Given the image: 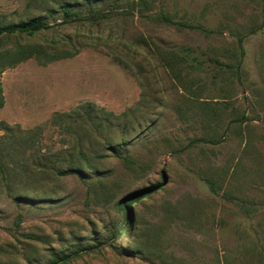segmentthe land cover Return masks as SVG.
Returning <instances> with one entry per match:
<instances>
[{
	"label": "rangeland",
	"instance_id": "rangeland-1",
	"mask_svg": "<svg viewBox=\"0 0 264 264\" xmlns=\"http://www.w3.org/2000/svg\"><path fill=\"white\" fill-rule=\"evenodd\" d=\"M66 1L106 17L60 24ZM105 2L0 0V25L57 23L0 48L78 51L1 76L0 121L45 130L33 149L16 139L1 152L12 196L0 183V264L72 253L63 264H264V0ZM182 48L227 66L198 68ZM86 102L111 122L94 130L71 115L66 128L49 124ZM44 159L82 174L59 178ZM30 164L36 174L21 171Z\"/></svg>",
	"mask_w": 264,
	"mask_h": 264
},
{
	"label": "trees",
	"instance_id": "trees-1",
	"mask_svg": "<svg viewBox=\"0 0 264 264\" xmlns=\"http://www.w3.org/2000/svg\"><path fill=\"white\" fill-rule=\"evenodd\" d=\"M58 0H54L56 3ZM90 7H93L98 4L99 1H103L106 3V0H84ZM79 6V3H72L69 1L63 2L59 5L58 11H60L63 15V19L60 24L72 23V22H99L103 18L106 17L105 14L101 13H90L87 15H82L79 13L76 8ZM53 15V14H52ZM166 22H171V19L167 16L162 17ZM57 23H49L45 17H36L31 18L26 21H21L18 23L12 24H3L0 25V47L2 43L6 40L17 38V37H33L35 34L40 33L42 31H48L54 27ZM199 28V27H194ZM243 38L240 37L239 48L240 52L243 55ZM181 52L186 55V57L198 68H202L204 66L212 65V66H227L224 63L220 62L219 60L208 56L207 54L203 53L204 58H200L198 55L195 54V50L191 48H182ZM78 55V51H56V50H47L43 49L42 47H31V46H15L12 48L2 49L0 48V110L5 106V96H4V87L2 84L1 76L4 72L9 69L16 68L18 65L31 60L35 59L36 62L41 66H46L50 63L56 62L61 59L73 58ZM241 63V62H240ZM238 66V65H237ZM238 68V67H237ZM71 115H75L73 121L78 123L79 125H87L91 126L94 130H99L100 128L104 127L106 124L111 122L112 116L111 114L104 113L101 109L98 110L96 105L91 102H86L84 104L79 105L75 112L72 114H58L56 113L54 118L49 122L50 125L56 126L58 128H66L67 123L69 122ZM0 130L4 132L3 135L0 136V183L6 186L8 191V195L12 196L10 192V167L8 163L3 161L4 155L1 153L3 151H7L8 141L17 139L16 145H21L20 147L24 150L28 151V149H33L35 145L38 144L37 138L41 137L44 133V127L38 126L33 129H23L20 125L11 126L5 121H0ZM20 142V143H19ZM78 158L85 163L88 162V157L82 150L78 151ZM116 156L123 158L124 160H128L127 157H123L119 155L116 151H114ZM44 159L42 163H38L41 165V168L48 171L54 172V175L57 177H64L67 175H71L72 173L82 174L81 169L79 168H72L70 166L66 167L65 170L61 167H57L51 161H46ZM37 164V165H38ZM39 166V165H38ZM32 164L25 165L21 167V171L24 173L34 172L32 170ZM33 174V175H34ZM162 185L151 186L149 188L142 189L140 191L134 192L133 198L126 202H121V207L123 209H128L131 207L132 204L141 200L142 198L146 197V193H155ZM142 196H139L140 194ZM23 196L18 194L13 197L14 201L18 204L22 201ZM126 212V211H125ZM127 215V212H126ZM129 215V213H128ZM74 254L72 253L64 256H55L48 264H63L68 262Z\"/></svg>",
	"mask_w": 264,
	"mask_h": 264
}]
</instances>
